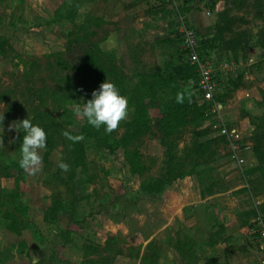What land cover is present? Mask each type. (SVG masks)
Wrapping results in <instances>:
<instances>
[{"label": "rangeland", "instance_id": "rangeland-1", "mask_svg": "<svg viewBox=\"0 0 264 264\" xmlns=\"http://www.w3.org/2000/svg\"><path fill=\"white\" fill-rule=\"evenodd\" d=\"M184 1L0 0V264L232 261L226 240L191 255L198 237L263 253L264 53L245 59L264 51V0ZM180 22L209 47L214 103L179 55ZM110 36L119 54L99 48ZM222 124L243 135L240 166Z\"/></svg>", "mask_w": 264, "mask_h": 264}, {"label": "built area", "instance_id": "built-area-1", "mask_svg": "<svg viewBox=\"0 0 264 264\" xmlns=\"http://www.w3.org/2000/svg\"><path fill=\"white\" fill-rule=\"evenodd\" d=\"M204 1L193 0V2L201 3ZM177 33L178 40L180 41L179 49L184 54L187 64L193 69L196 75L195 84L198 97L205 103H214L216 97L221 92V83L216 79L211 55L202 52L200 45L201 38L185 22H180ZM217 135L227 142L232 159L240 166L243 163V160L238 155L240 150L239 145L243 141L242 133L235 128L222 124L218 128ZM258 235H260L261 239H264V227H261Z\"/></svg>", "mask_w": 264, "mask_h": 264}, {"label": "crops", "instance_id": "crops-1", "mask_svg": "<svg viewBox=\"0 0 264 264\" xmlns=\"http://www.w3.org/2000/svg\"><path fill=\"white\" fill-rule=\"evenodd\" d=\"M193 12H191V14L189 13H187L186 15H187V17H189L190 16V18H192V21L194 22V23H196L197 22V20L198 19H200V17H196V15L195 14H192ZM203 13V12H202ZM201 13V14H202ZM203 15H205L204 13L202 14V16ZM199 16H201V15H199ZM203 19H206V17H202ZM137 25L139 26L140 24H138V22H137ZM205 25V24H204ZM140 27H142V25H140ZM143 28V27H142ZM201 28V27H200ZM205 29H208L207 27L205 28ZM144 30H146V29H144ZM199 30V29H198ZM202 32V31H201ZM208 32V31H207ZM202 33H205V31H203ZM210 33V32H209ZM127 36H128V34H126ZM141 35V34H140ZM199 35V34H198ZM116 36H120V38L122 39V41H123V44L125 45V47H124V49H127V43H126V37H125V32L123 31V30H119V31H117L116 32ZM115 42V39L112 37V36H110L106 41H104L103 43H101L100 45H99V48L103 51V52H109V53H112L113 51H116V53L117 54H119V49H117L118 47H119V45L120 44H115L114 43ZM130 46V45H129ZM209 52V51H208ZM261 52H263L264 53V51H262V49L261 48H259V47H256L255 49H252V50H250V53H251V57H249V48H248V52H247V58L245 59V62L247 63L246 64V66L247 67H245L246 69H245V72H246V70H248V65H249V61H254V59H255V56L257 55L258 56V54H260ZM121 57L122 58H128V56L127 57H125V56H122L121 55ZM129 59V58H128ZM123 61H124V59H122ZM180 58L178 57L177 58V61L175 60V59H173L171 62V64L169 65V67H167V68H169L170 70H172L173 72H175L178 68H181V66H180ZM243 80L244 81H248L249 80V73L247 74V73H244V71H243ZM264 84V83H263ZM201 210H203L202 208H200ZM199 209V210H200ZM223 215V214H222ZM202 226H204V224H201V227ZM200 232H201V230H200ZM202 238V239H201ZM203 238H205V237H198V245H201L204 249H205V251L203 252V253H198V250H197V248L194 246V248L193 249H189V252H190V254L191 255H194V256H203V257H205L206 255H210L211 253H212V250H213V252H214V250L217 248V247H222L223 245H225V243H224V241L223 240H226V242H228L227 243V246L229 247V245H234V247L233 248H230V249H228L227 251H223L224 253H226L227 255H228V257H229V260L230 259H232V261H230V263L229 264H236L237 263V260L238 259H243V261H245V260H247V257L249 256V262L248 261H245L243 264H264V250H262L263 251V253L262 252H260L259 251V249H256V243L255 242H249L250 243V245H249V254H247V253H240L238 250H237V238H239V237H225L226 239H224V237H223V239L221 238V237H208V239L207 240H205V239H203ZM222 239V240H221ZM229 239H231L232 241H236V245L234 244V243H231L230 242V240ZM230 242V243H229ZM164 249L166 250V249H168V251L169 252H172V253H174V255L178 258V259H181V256H180V254L183 256L184 255V252H183V250H181L180 249V247H179V245L176 243V241H175V237H174V235H172L171 237H169L167 240H166V242H165V244H164ZM211 247H212V250H211ZM262 247V246H261ZM262 248H264V245H263V247ZM209 249H210V251H209ZM226 249V248H225ZM222 251L221 250H219L218 251V254H220ZM180 253V254H179ZM215 253V252H214ZM202 257V258H203ZM263 260H262V259ZM248 262V263H247ZM238 264H240V263H238Z\"/></svg>", "mask_w": 264, "mask_h": 264}, {"label": "trees", "instance_id": "trees-1", "mask_svg": "<svg viewBox=\"0 0 264 264\" xmlns=\"http://www.w3.org/2000/svg\"><path fill=\"white\" fill-rule=\"evenodd\" d=\"M185 3H188L189 2V0L187 1V0H185L184 1ZM198 34V33H197ZM201 38V37H200ZM179 41V40H178ZM200 45H201V50H202V52L203 53H205V54H209V52H208V45H207V43H206V40L204 41L202 38H201V41H200ZM179 47H180V41H179ZM99 50V49H98ZM100 51V50H99ZM179 51H180V49H179ZM101 52V51H100ZM99 52V53H100ZM177 52V51H176ZM179 55L182 57H184V54L180 51L179 52ZM182 57V58H183ZM185 58V57H184ZM184 62V61H183ZM84 65L85 66H83V67H81V68H79V69H77L78 70V72H79V74L82 76V79L83 80H87V79H89V75H88V73H89V71H88V66H87V63H86V61L84 62ZM188 65V64H187ZM188 67L190 68V70H191V72L194 74L193 76H194V78L196 77V75H195V73H194V71H193V69L188 65ZM100 73H102V70L100 69L99 70V75H100ZM92 76H93V74H92ZM91 76V77H92ZM94 78V77H93ZM59 91H61L62 93H67V91L65 90V89H59ZM74 93H75V91H74ZM55 95H58L59 93L58 92H55L54 93ZM66 98V101H67V99H69L70 97H71V94L70 95H67L66 94V96H65ZM66 101H64V104H66ZM46 114H42V115H40V114H38V116H36V115H34V117H33V128L35 129V132L37 133V137H39V139L41 138V140H46L47 142H45L47 145L48 144H50L49 143V140H50V138L51 137H47V136H45V133H44V131H43V128L41 127V121H44L45 120V118H46ZM54 125H55V127L57 128V127H60L59 125H58V123H53ZM67 135H70L69 133H67ZM70 184V183H69Z\"/></svg>", "mask_w": 264, "mask_h": 264}]
</instances>
